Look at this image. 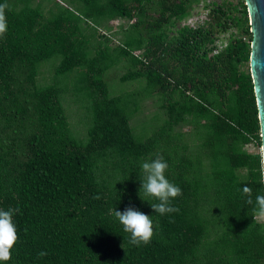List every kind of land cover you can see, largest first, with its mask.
I'll use <instances>...</instances> for the list:
<instances>
[{
  "label": "trees",
  "instance_id": "1",
  "mask_svg": "<svg viewBox=\"0 0 264 264\" xmlns=\"http://www.w3.org/2000/svg\"><path fill=\"white\" fill-rule=\"evenodd\" d=\"M46 1L48 9L44 0H0L9 6L0 209H19L18 239L0 264H264V222L241 195L249 186L254 201L264 189L261 151L245 149L261 146L245 0H69L81 16ZM200 4L210 20L180 25ZM114 20L126 23L116 46L101 32ZM52 60L53 79L40 84ZM121 63V83L143 86L112 95L104 77ZM74 94L86 113L82 135L64 106ZM149 98L162 116L138 136L131 121ZM157 154L182 190L172 201L179 211L163 216L150 206L158 201L139 196L140 165ZM128 207L151 216L150 243L131 244L112 214Z\"/></svg>",
  "mask_w": 264,
  "mask_h": 264
},
{
  "label": "clouds",
  "instance_id": "2",
  "mask_svg": "<svg viewBox=\"0 0 264 264\" xmlns=\"http://www.w3.org/2000/svg\"><path fill=\"white\" fill-rule=\"evenodd\" d=\"M8 4H0V38L7 32L6 9ZM141 187L139 196L147 201L154 199L157 203L150 204L155 213L159 215L178 212L179 209L172 205V201L182 194L181 188L166 178V171L169 164L162 155L157 154L155 158L144 160L141 165ZM259 181L264 186V154L259 157ZM241 195L246 197L248 205H254L255 216L264 218V189L255 196L253 201V191L249 186H244ZM19 211L18 208L0 209V262H6L11 258V249L16 243L17 229L13 222V216ZM112 214L123 226V231L130 234L129 242L135 246L150 243L153 236V221L151 216L128 207L124 211H118L115 208ZM39 256L47 255L46 252H40Z\"/></svg>",
  "mask_w": 264,
  "mask_h": 264
},
{
  "label": "rangeland",
  "instance_id": "3",
  "mask_svg": "<svg viewBox=\"0 0 264 264\" xmlns=\"http://www.w3.org/2000/svg\"><path fill=\"white\" fill-rule=\"evenodd\" d=\"M55 1H58L65 7L69 8L72 12H74V14L81 16V10L78 8L77 5L73 4L69 0H55ZM215 1L220 2L221 0H215ZM226 1L235 2V3L238 2V0H226ZM203 5L204 4H200L196 9H194L193 15L190 16L187 20L195 19V18L202 19V21L197 22V25L204 24L205 22L210 20L208 15V9L203 7ZM44 6L47 7L46 9H48L49 7H51V4L48 3L46 0H44ZM187 20L181 22L180 25H184L185 22L187 23ZM82 22L84 28L96 26V23L92 20H86V21L84 20ZM122 24H124L125 26L126 23H122L119 20H114L108 23L105 29L101 28L103 29L101 32L103 34L108 35L111 38L112 46H116L119 43L120 38L122 37V29H121ZM229 36H230L229 33L222 36V41L220 42V45L221 44L225 45L228 42ZM245 38L247 39L248 37ZM53 61L54 60L42 66L41 74L39 76L40 84H47L50 81H52L53 66H54ZM124 73H126L125 63H121V65L115 66L106 73L104 78L108 83L112 95H118L126 91L140 90L141 87L143 86L142 81L121 83L120 77ZM64 106L72 128L79 134L81 135L84 134L86 130L87 122L85 120L86 113L81 97L77 98L75 94L74 96L72 95L65 96ZM160 115L162 116V111L158 107V102L156 101V98H149L144 100L141 103L140 111L138 112L137 115L133 117L131 121V124L135 129V133L138 136L149 134L150 133L149 129L151 125L155 124L156 122L155 119ZM245 149L252 153H259L261 151V146L257 143H251L246 145ZM258 220L264 222V218L258 217Z\"/></svg>",
  "mask_w": 264,
  "mask_h": 264
},
{
  "label": "water",
  "instance_id": "4",
  "mask_svg": "<svg viewBox=\"0 0 264 264\" xmlns=\"http://www.w3.org/2000/svg\"><path fill=\"white\" fill-rule=\"evenodd\" d=\"M245 3L252 34L250 71L260 121L261 154H264V0H245Z\"/></svg>",
  "mask_w": 264,
  "mask_h": 264
},
{
  "label": "built area",
  "instance_id": "5",
  "mask_svg": "<svg viewBox=\"0 0 264 264\" xmlns=\"http://www.w3.org/2000/svg\"><path fill=\"white\" fill-rule=\"evenodd\" d=\"M198 21H202V19H200V18L189 19V20H187V23L186 22L184 23V25H188L190 27L195 28Z\"/></svg>",
  "mask_w": 264,
  "mask_h": 264
}]
</instances>
